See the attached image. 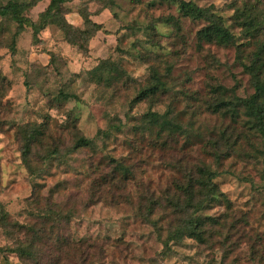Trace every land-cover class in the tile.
<instances>
[{"label":"rangeland","instance_id":"rangeland-1","mask_svg":"<svg viewBox=\"0 0 264 264\" xmlns=\"http://www.w3.org/2000/svg\"><path fill=\"white\" fill-rule=\"evenodd\" d=\"M49 1L43 0L26 15L37 20ZM110 1L69 0L66 4V18L71 24L82 27L80 13L88 9L94 14L93 20L102 24V31L89 44V54H81L67 44L63 32L54 26L41 32L37 39L27 29L12 46L16 25L0 17V74L11 87L5 99L11 113L5 117L6 128L0 134V203L11 221L32 224L31 214L45 209L49 189L67 183L71 190L55 198L63 210L72 211L74 216L63 234L74 240L98 242L105 255L98 264H232L234 259L237 264H252L247 240L226 231L213 240L214 246L184 239L166 249L155 230L134 209L139 194L147 193V187L141 188L139 184L148 186L152 182L156 187H165L173 175L167 167L170 159L151 157L146 151L131 154L135 152L130 146L132 142L138 141V147L141 142L147 144L136 131L142 116L151 111L164 113L171 104L183 125L193 122L204 131L203 123L218 138L230 120L209 115H201L197 120L199 105L194 99L196 93L206 97L210 84H219L243 98L253 93L237 47L207 44L200 48L197 33L204 23L181 18L174 3ZM185 1L203 8L215 7L246 55L253 51L249 37L236 22V13L248 11L264 18V0ZM2 2L6 4L7 0ZM169 19H174L180 28L169 24ZM104 61L112 63V73L117 78L109 83L92 81L88 72ZM153 71L170 83L169 96L158 103L145 100L132 107L139 91L149 84ZM60 91L74 97L60 104ZM199 95L197 98L202 99ZM73 121L84 136L95 139V149L82 150L62 160L54 158L45 166L40 160L34 166L43 172L31 176L22 163V144L16 127L50 123V134L65 149L72 145L73 130L68 127ZM106 133L110 136H104ZM244 148L252 152L246 145ZM39 153L43 156L46 152L40 149ZM101 157L127 159V163L138 165L137 184L122 194L119 204L109 200L94 205L88 202L89 180L80 174L83 166ZM197 160L198 156L193 155V162ZM221 171L224 172L216 182L231 201L237 217L244 214L250 234L264 235L263 159L234 156L224 162ZM36 186L46 188L42 193H34ZM6 245L0 230V264L6 256L17 263L15 256L3 251Z\"/></svg>","mask_w":264,"mask_h":264},{"label":"trees","instance_id":"trees-1","mask_svg":"<svg viewBox=\"0 0 264 264\" xmlns=\"http://www.w3.org/2000/svg\"><path fill=\"white\" fill-rule=\"evenodd\" d=\"M42 1L27 3L25 0H7L3 4L0 0V17L16 25L12 46L27 29H31L33 38L37 39L41 32L54 26L63 32L67 44L77 48L81 54H89L90 42L103 28L102 24L93 20L94 14L89 9L82 11L80 16L83 26L78 27L66 18V4L69 0H50L37 20L30 19L26 15L27 11ZM162 1L176 4L181 18L204 23L197 33L200 48L207 44L237 47L253 93L248 97H239L235 91L219 84H210L206 97L196 93L194 100L199 105L197 120L201 115L220 116L230 120V125L218 134V138L203 123L201 125L204 131L209 134L201 126L195 127L193 122L183 125L171 104L164 113L151 111L143 115L136 131L141 133V140L146 139L147 144L141 142L138 147V141L132 142L130 146H133L132 150L135 152L131 154L138 155L146 151L151 157L159 155L170 159L171 163L167 162V167L173 175L165 187H156L152 182L148 186L139 184L141 188L147 187V193L139 194L134 209L139 218L155 230L166 249L171 243L184 239L193 240L200 245L214 246L213 240L226 231L228 234L235 233L239 239L247 240L252 264H264V235L250 234L247 231L246 217L244 214L237 217L231 201L216 182L224 172L221 171L224 162L234 156L250 160L262 158L264 161V38H260L264 34V18L248 11L240 15L239 12L236 13V22L249 37V44L254 46L253 51L246 55L245 48L237 44L234 33L217 14L215 7L203 8L185 0ZM110 2L114 4L113 0ZM172 23L180 28L174 19H169V24ZM113 70L112 63L104 61L90 70L88 75L97 83H109L118 76L113 75ZM10 90V84L0 74V134L6 128L5 117L11 113L10 105L5 101ZM170 92V83L153 71L149 84L139 91L131 105L133 107L145 100L158 103L168 97ZM197 95L202 99L197 98ZM73 97L71 93L60 91L57 102H68ZM111 126L119 129L116 125ZM50 127V123L46 122L16 127L22 144V163L31 176L43 172V169H36L34 166L38 161H43L45 166L54 158H70L82 150H93L96 147L95 139L84 136L74 121L68 127L73 130L72 145L65 149L61 146L62 143L54 140ZM104 136L109 137L110 134L106 133ZM245 145L252 152L249 153L244 148ZM40 149L45 150V155H40ZM193 155L198 156L197 162H193ZM126 160L101 157L98 161L91 160L88 165L83 166L80 175L89 180V204L94 205L102 200L119 204L118 199L123 197L122 194L130 186L137 184L138 165L129 164ZM45 188L46 186H36L33 192L42 193ZM69 190L71 189L67 183H59L50 188L45 198V209L31 214L34 220L32 224L11 221L5 206L0 203V230L8 242L3 251L18 260L17 263H12L10 257L6 256L3 264H98L105 256L98 242L74 240L63 234L74 216L72 211L63 210L55 198ZM227 238L229 241V236ZM232 264H237V259Z\"/></svg>","mask_w":264,"mask_h":264},{"label":"crops","instance_id":"crops-1","mask_svg":"<svg viewBox=\"0 0 264 264\" xmlns=\"http://www.w3.org/2000/svg\"><path fill=\"white\" fill-rule=\"evenodd\" d=\"M77 26V25H76Z\"/></svg>","mask_w":264,"mask_h":264}]
</instances>
